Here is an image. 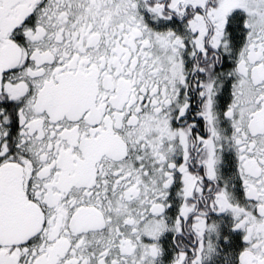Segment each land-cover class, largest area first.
<instances>
[{
    "label": "snow or ice",
    "instance_id": "obj_1",
    "mask_svg": "<svg viewBox=\"0 0 264 264\" xmlns=\"http://www.w3.org/2000/svg\"><path fill=\"white\" fill-rule=\"evenodd\" d=\"M0 264H264V0H0Z\"/></svg>",
    "mask_w": 264,
    "mask_h": 264
}]
</instances>
